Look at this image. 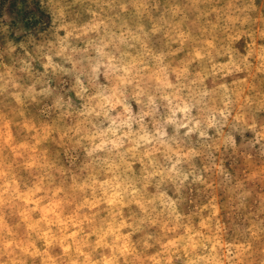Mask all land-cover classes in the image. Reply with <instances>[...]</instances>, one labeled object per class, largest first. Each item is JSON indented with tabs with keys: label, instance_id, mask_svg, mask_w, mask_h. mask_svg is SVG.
I'll list each match as a JSON object with an SVG mask.
<instances>
[{
	"label": "clouds",
	"instance_id": "clouds-1",
	"mask_svg": "<svg viewBox=\"0 0 264 264\" xmlns=\"http://www.w3.org/2000/svg\"><path fill=\"white\" fill-rule=\"evenodd\" d=\"M261 7L0 19V264H264L242 219L264 181Z\"/></svg>",
	"mask_w": 264,
	"mask_h": 264
},
{
	"label": "rangeland",
	"instance_id": "rangeland-1",
	"mask_svg": "<svg viewBox=\"0 0 264 264\" xmlns=\"http://www.w3.org/2000/svg\"><path fill=\"white\" fill-rule=\"evenodd\" d=\"M257 3L262 4L257 16L264 17V0H257ZM35 11V0H0V19L11 17L13 24L27 25ZM260 22L264 23V18ZM7 127L8 125L5 124V128ZM254 170L250 165L249 174L251 175ZM252 192L253 199L248 206L249 210L242 219L243 223L256 233L255 237H252L251 233L248 235L253 243L254 256H264V181L255 184Z\"/></svg>",
	"mask_w": 264,
	"mask_h": 264
}]
</instances>
